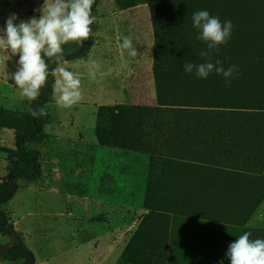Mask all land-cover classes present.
I'll list each match as a JSON object with an SVG mask.
<instances>
[{
  "label": "rangeland",
  "instance_id": "374dc122",
  "mask_svg": "<svg viewBox=\"0 0 264 264\" xmlns=\"http://www.w3.org/2000/svg\"><path fill=\"white\" fill-rule=\"evenodd\" d=\"M219 1V8L213 10L212 1L207 0L209 14L219 17L222 23L231 20L235 30L239 24L238 34L245 43L242 56L255 55L263 61L256 60L253 66L245 68V62L240 64L239 55L231 54V48L226 53V47H221L219 54H213V62L232 57L239 70L230 94H223L229 96L234 109L214 120L223 131L218 150L182 137L180 143L185 148L180 149L185 151L180 152L189 155L166 154L165 147L157 145L156 149L154 140L149 142L147 136H141V130L146 128L141 123L138 126V120L125 130L122 118L115 122L114 130L122 148L58 139L34 144L40 152L41 177L36 181H19L11 197L0 194V226L7 230L12 225L23 241L17 249L31 251L36 264H103L111 248L116 251L113 264H230L226 252L239 235L248 231L250 239H264V111L245 109H264V77L260 80L262 85L251 91L243 88L251 75L262 72L258 66H264V0H256L263 4L253 8L252 0H229L236 4ZM43 3L44 0H0V7L4 8L3 27L9 13L17 15L16 23L33 16L38 18L37 9ZM150 5L151 0H98L92 11V32L99 19L113 18L123 9L136 8L138 18H151ZM167 10L169 19L160 33L159 67L165 73L171 69L172 76L168 78L176 86L184 78L206 83L216 73L200 79L194 73H186L183 67L174 68L178 58L181 62H204L199 52L206 45H199L192 38L197 30L192 23L176 27L179 22L175 20L173 24L171 9ZM177 16L182 18V14ZM189 26L193 27V36L186 31ZM178 28L185 33H177ZM239 37L232 30L230 39ZM62 47L71 50L69 56L82 51L83 44ZM52 94V98L58 97L54 91ZM181 119L198 124L203 120L199 116ZM14 124L23 126V117ZM16 145L13 149L0 144V189L7 188L11 181L10 162L15 160L4 150L16 151ZM162 155H167L171 162L159 168L154 159ZM200 158L209 164H200L202 167L196 169L197 164L191 160ZM3 159L6 165L1 164ZM142 224L146 240L131 245L122 261ZM151 249L158 253L150 252ZM15 250L11 235L0 231V264L22 263L20 255H7Z\"/></svg>",
  "mask_w": 264,
  "mask_h": 264
},
{
  "label": "trees",
  "instance_id": "16d2710c",
  "mask_svg": "<svg viewBox=\"0 0 264 264\" xmlns=\"http://www.w3.org/2000/svg\"><path fill=\"white\" fill-rule=\"evenodd\" d=\"M211 1L213 4V10L218 9V3H221V1ZM252 1L251 8L255 7V5L257 6L259 4H263L262 2H258L256 0ZM132 3L136 4V2ZM229 3L236 4L235 1ZM207 4L208 6L210 5V2H207V0H151L150 14L155 35L154 80L157 106L153 108L126 106L100 107L97 114L96 124V134L99 145L107 148L123 147L119 141L117 142L114 132L115 122L119 118H122V126L125 130L129 127L132 121L138 120V126L141 123V126L146 128L145 131L141 130V136H143L144 139L147 136L149 142L154 140V143H152L156 149L157 145L162 146L163 148L165 147L163 152L166 154L171 152L181 153L180 151H185L180 149L185 148V146L180 143V138L182 137L192 140V142L193 140H196L198 145L201 147L218 150L216 148H218L222 142L223 131L220 127V123H215L214 120L217 121V119L220 118L219 116H222L226 110L234 109L233 105L229 104L231 101L229 96H224L223 94L225 92L230 94V88L232 87V84L235 83L236 76H234L230 83H226L225 80L222 81L221 76L217 74L209 77V80L206 83L201 80L197 81L196 78H184L183 80H180V82H176V84H181L176 86L175 83H172L168 78V76H172L171 69H168V73H165L159 67L161 61L159 52L160 33L161 30L163 31V29H165L164 26L169 19V17H167V9H171L170 18L173 20V24L175 23V20L178 21L179 25L176 27H179L182 23H186L187 25L191 24V17L193 13L200 10H207V6H205ZM97 5L98 0H95L92 5V11L97 8ZM123 6L125 7L128 5ZM177 14H182V18L179 19ZM238 17L240 18L239 13ZM188 19H190L188 22H184ZM236 21L237 20L234 22V26L237 24ZM238 25V31L233 29V35H238L239 37L238 32L240 27L238 28ZM180 28L177 29V33L184 32V30L182 31ZM191 28L193 27L189 26L186 31L193 36L194 34L192 30H190ZM197 35L198 30H196V33L192 38L198 41L199 45H202V41L196 39ZM191 43L194 44V42ZM242 43H244L242 37H239L237 39H230L226 45H222L221 47H226V53H228L231 48V54H236L237 56L239 55L240 64H242V62L247 63L243 64L245 68L253 66L256 60L258 62L263 61V58H259L255 55L242 56ZM92 44L93 40L92 36H90L86 42H83V49L76 54L77 58L85 57L89 53ZM224 58V60L221 58L219 60L223 61L225 68L234 65V59L232 57L224 56ZM45 59L47 61V58ZM187 61L188 60H184V62H181L178 58V63H174L173 66L174 68L177 66L181 68ZM50 66L54 68L56 67L55 64ZM258 68V70H261L262 72H258L256 75H251L249 80L244 81L243 88L245 90L251 91L255 87L259 86V84L262 85L260 80L264 77V66L261 65V67L258 66ZM54 80V76L50 75L46 81L45 87L41 90V95L38 99L43 100L44 103H48L52 100ZM232 94L233 92H231V95ZM44 103L39 102L37 105L44 106L45 108ZM245 109L264 111V109ZM18 114L17 112L7 111L0 106V129L14 130L16 133H22V137L17 141L16 151L9 149L4 150L7 154L15 157V160H11L10 162V168L12 169L11 181L7 183V188L0 189V194L5 193L10 197L18 189L19 181H36L41 177L42 170L39 164L40 152L34 148L32 144L42 143L47 138L44 129L46 125L52 122V117L48 114V112L47 116L40 119L33 118L32 112ZM198 116L203 119L199 124L190 120H179L181 117L189 119L191 117ZM20 117H23L24 124L23 126L18 127L14 123ZM200 128L203 130L198 131L197 129ZM179 145H181V147H178ZM186 154L189 155V153H181V155ZM200 159L201 160H191L193 163L197 164L196 169L202 167L200 164H209V162H205L204 158ZM169 162H171V160H169L167 155H162L161 158L155 157L154 159L155 165L159 168L164 167ZM0 223H2V220H0ZM144 224L141 225L129 246L123 253L121 258L122 261L126 260L125 258H127L129 250H131V245L136 244L143 238L146 240ZM0 231L11 235V238L16 242V250L15 252H9L7 254L9 257L20 255L23 259L20 264H36L35 257L31 251L26 249H17L23 246V241L13 229L6 230L5 227L0 226ZM150 252L158 253L152 249Z\"/></svg>",
  "mask_w": 264,
  "mask_h": 264
},
{
  "label": "clouds",
  "instance_id": "9594fccd",
  "mask_svg": "<svg viewBox=\"0 0 264 264\" xmlns=\"http://www.w3.org/2000/svg\"><path fill=\"white\" fill-rule=\"evenodd\" d=\"M95 0H44L39 17L20 20L15 13H9L5 26L0 28V52L9 56H18L17 68L11 78L19 89L20 95L29 102L36 101L45 87L48 77L57 76L53 91L58 94L57 105L62 109H70L82 100L81 80L65 67L57 68L64 59L65 50L62 46L75 44L81 46L90 35L94 23L92 5ZM193 27L198 30L196 39L202 41L206 48L199 52L204 59L202 63L185 62L186 73H194L197 78L207 79L211 73L222 75L226 83H230L239 70L235 65L225 69L223 61L213 54H219L222 45H226L231 37L233 23H223L217 16L207 10L196 11L192 15ZM120 48L127 50L131 58L138 55L132 40L124 36ZM74 50V49H73ZM47 58V61L46 59ZM56 67L50 72L49 65ZM89 76L96 78L100 69L97 60L90 62ZM33 118L47 116L44 106L32 108ZM251 233L245 231L230 243L226 257L230 264H264V239H250ZM219 264H223L220 261Z\"/></svg>",
  "mask_w": 264,
  "mask_h": 264
},
{
  "label": "crops",
  "instance_id": "0c3cea01",
  "mask_svg": "<svg viewBox=\"0 0 264 264\" xmlns=\"http://www.w3.org/2000/svg\"><path fill=\"white\" fill-rule=\"evenodd\" d=\"M3 10L0 7V28L4 23L1 14ZM135 11L136 8L123 9L113 18L99 19L92 35L93 44L85 57L77 58L76 54L67 56L71 50L65 52V61L59 67H65L80 78L82 91V100L70 109L59 108L56 96L48 103L38 98L29 102L21 96L11 78L18 66L19 57L0 52V106L11 112L29 113L32 108H36L37 103H44L46 111L52 117V122L44 129L47 135L44 143L50 139H58L68 143L90 144L98 143L96 124L100 107H155L157 98L153 71V23L151 18L145 17L147 15L142 19L138 18ZM124 36L129 37L137 49L136 58L129 57L127 50L120 48ZM92 60L100 63L94 80L89 76ZM21 137L22 133L0 129L2 146L14 149ZM1 164L6 165L4 159ZM115 257L116 251L111 248L103 264H113Z\"/></svg>",
  "mask_w": 264,
  "mask_h": 264
},
{
  "label": "water",
  "instance_id": "95a60500",
  "mask_svg": "<svg viewBox=\"0 0 264 264\" xmlns=\"http://www.w3.org/2000/svg\"><path fill=\"white\" fill-rule=\"evenodd\" d=\"M54 69V67L49 65V71H52ZM9 229H13L12 225L9 226Z\"/></svg>",
  "mask_w": 264,
  "mask_h": 264
},
{
  "label": "flooded vegetation",
  "instance_id": "af4514ba",
  "mask_svg": "<svg viewBox=\"0 0 264 264\" xmlns=\"http://www.w3.org/2000/svg\"><path fill=\"white\" fill-rule=\"evenodd\" d=\"M64 50H65V52L67 51L65 48H64ZM64 56H65V54H64Z\"/></svg>",
  "mask_w": 264,
  "mask_h": 264
}]
</instances>
